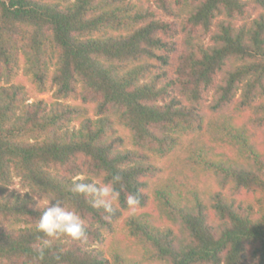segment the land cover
<instances>
[{
  "label": "trees",
  "instance_id": "trees-1",
  "mask_svg": "<svg viewBox=\"0 0 264 264\" xmlns=\"http://www.w3.org/2000/svg\"><path fill=\"white\" fill-rule=\"evenodd\" d=\"M0 264H264V0H0Z\"/></svg>",
  "mask_w": 264,
  "mask_h": 264
},
{
  "label": "clouds",
  "instance_id": "clouds-1",
  "mask_svg": "<svg viewBox=\"0 0 264 264\" xmlns=\"http://www.w3.org/2000/svg\"><path fill=\"white\" fill-rule=\"evenodd\" d=\"M119 175L113 176L111 182L98 185L95 181L91 183L83 182V177L73 179L72 191L76 194L85 196L90 200L92 207L103 209L109 216L119 210L120 191L114 187V182H119ZM79 181V182H78ZM20 194L32 193L18 189ZM32 199L36 201V207H43L35 228L38 232L43 233L47 239L42 240V247H49L51 241L60 236L68 237L76 241H85L87 239L84 222L79 215L60 200H56L53 206H49L50 201L38 198L35 194ZM125 202L130 211H134L139 205V191L136 193H126Z\"/></svg>",
  "mask_w": 264,
  "mask_h": 264
},
{
  "label": "rangeland",
  "instance_id": "rangeland-1",
  "mask_svg": "<svg viewBox=\"0 0 264 264\" xmlns=\"http://www.w3.org/2000/svg\"><path fill=\"white\" fill-rule=\"evenodd\" d=\"M18 80L21 81L25 85L26 89L29 91L30 96L32 97L31 101H34L36 99H44V100H47V101H52L53 100V92H49L46 95H38L36 90L33 88L32 78L29 77V76H24L22 70L19 72ZM18 188H19V186H15L14 187V189H16V190Z\"/></svg>",
  "mask_w": 264,
  "mask_h": 264
}]
</instances>
